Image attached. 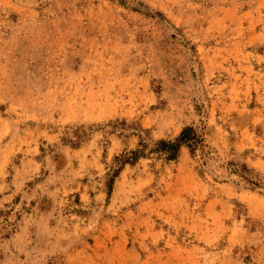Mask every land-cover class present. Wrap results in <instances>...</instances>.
Returning <instances> with one entry per match:
<instances>
[{
    "label": "rangeland",
    "instance_id": "rangeland-1",
    "mask_svg": "<svg viewBox=\"0 0 264 264\" xmlns=\"http://www.w3.org/2000/svg\"><path fill=\"white\" fill-rule=\"evenodd\" d=\"M0 264H264V0H0Z\"/></svg>",
    "mask_w": 264,
    "mask_h": 264
},
{
    "label": "trees",
    "instance_id": "trees-1",
    "mask_svg": "<svg viewBox=\"0 0 264 264\" xmlns=\"http://www.w3.org/2000/svg\"><path fill=\"white\" fill-rule=\"evenodd\" d=\"M178 138V140L181 142H186L188 146H197L200 144V139L198 136L192 131L191 128L183 130ZM179 143L178 142H172L170 140L160 139V140H150V142H147L143 139H141L140 147L136 150L132 151L131 154L124 157L121 161L124 162H130L136 160L140 155H144L145 151L148 149V152H155L159 154H164L165 159H173L177 155L178 152ZM144 153V154H143Z\"/></svg>",
    "mask_w": 264,
    "mask_h": 264
}]
</instances>
